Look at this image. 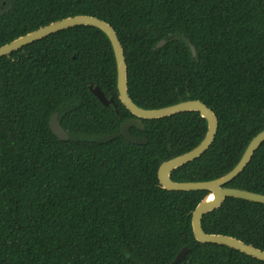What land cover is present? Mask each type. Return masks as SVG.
Here are the masks:
<instances>
[{
  "label": "trees",
  "instance_id": "trees-1",
  "mask_svg": "<svg viewBox=\"0 0 264 264\" xmlns=\"http://www.w3.org/2000/svg\"><path fill=\"white\" fill-rule=\"evenodd\" d=\"M76 14L114 27L136 104L192 98L215 112L213 142L173 180L226 173L264 129V0H0V45ZM91 83L115 105L101 103ZM54 112L68 139L51 130ZM132 116L118 97L111 42L95 26L0 57V264H174L184 246L175 264H264L196 240L192 211L207 190L159 182L161 161L196 146L206 119L194 110L142 119L143 129L130 130L147 143L136 144L118 133ZM226 185L264 193V141ZM201 222L264 250V203L228 196Z\"/></svg>",
  "mask_w": 264,
  "mask_h": 264
},
{
  "label": "water",
  "instance_id": "water-1",
  "mask_svg": "<svg viewBox=\"0 0 264 264\" xmlns=\"http://www.w3.org/2000/svg\"><path fill=\"white\" fill-rule=\"evenodd\" d=\"M76 25H91L103 31L111 42L116 63V86L118 97L125 107L133 114L132 117L122 121L118 133L127 141L136 144H146L147 139L131 132V127L144 128L142 119H154L173 115L184 111H198L207 121V130L202 140L190 150L174 155L170 158L161 161L158 167V178L161 186L169 190H207L205 196L197 203L192 211L191 223L194 236L200 242H212L224 244L239 251L264 260V250L247 243L241 238L223 234L206 232L202 226L203 215L218 208L222 205L225 198L228 196L243 198L251 201L264 203V193L238 187L227 186L226 184L240 173L246 164L250 161L254 151L264 141V129L258 131L245 147L239 161L226 173L207 180H192V181H177L173 180L171 173L177 167L194 160L204 153L213 142L218 129V118L215 112L200 99H184L178 102L155 108H144L136 104L128 93V76L127 63L125 53L121 41L114 27L106 20L89 14L70 15L58 20L51 21L48 24L42 25L34 30L20 35L11 41L0 45V57L10 56L12 51L20 49L22 46L29 44L35 40H39L51 33L59 30L76 26ZM165 42L162 39L158 46ZM192 54L196 55V48L190 44ZM90 89L93 94L104 105H115L113 97L108 98L101 87L93 83L90 84ZM49 124L51 130L62 140L68 139L69 134L61 125L58 119V112H54ZM189 250L188 246H184L175 256L173 263H177Z\"/></svg>",
  "mask_w": 264,
  "mask_h": 264
}]
</instances>
